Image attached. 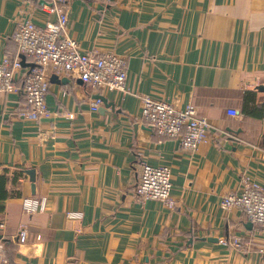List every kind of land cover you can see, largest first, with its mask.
I'll list each match as a JSON object with an SVG mask.
<instances>
[{"label":"crops","instance_id":"1","mask_svg":"<svg viewBox=\"0 0 264 264\" xmlns=\"http://www.w3.org/2000/svg\"><path fill=\"white\" fill-rule=\"evenodd\" d=\"M50 0H0V61L19 58L16 25L53 21ZM65 34L83 51L126 61L125 91H97L70 74L48 71L49 116L18 115L22 93H0L2 264H264V226L223 196L242 178L264 185V120L242 114L247 93L264 102V0H69ZM22 57L24 60L22 61ZM24 64V65H23ZM54 74L64 81L51 82ZM20 85V81L18 82ZM102 96L96 110L92 101ZM149 96L209 123L193 152L140 118ZM237 110L235 117L230 110ZM171 172L175 207L135 194L141 165ZM26 170H34L30 181ZM45 199L26 214L21 197ZM78 213L79 216H71ZM27 228L31 256L16 234ZM39 236V239L37 238ZM241 238L238 249L219 241Z\"/></svg>","mask_w":264,"mask_h":264},{"label":"built area","instance_id":"2","mask_svg":"<svg viewBox=\"0 0 264 264\" xmlns=\"http://www.w3.org/2000/svg\"><path fill=\"white\" fill-rule=\"evenodd\" d=\"M69 0H50L45 11L54 15L53 21L38 26L31 21H21L12 34L17 51L32 61V67L22 72L19 58L7 57L0 61V93L21 92L24 102L18 111L22 119L39 120L49 116L45 102L48 90V71L57 75L70 74L97 91L123 92L127 77L126 61L113 52L98 53L83 51L77 40L65 34L68 20L67 3ZM20 81V85L18 82ZM140 118L161 136L178 138L181 147L189 152L208 137L209 123L197 115L192 104L179 109L173 103L156 100L149 96L141 99ZM101 104L97 98L91 107L96 110ZM231 117L237 110L227 113ZM242 189L238 194L230 193L222 197L220 207L223 211L238 208L248 221L264 226V185L243 177ZM171 172L168 166L141 165L136 196L141 200L161 201L168 208L175 207L171 196ZM45 199L33 195L21 197V209L26 214L43 211ZM79 216L78 213L71 216ZM2 227V224H0ZM39 239V236L37 237ZM16 239L23 255L33 254L34 244L27 240V228L20 225ZM220 242L241 248V238L233 236ZM4 262V251L0 249V264Z\"/></svg>","mask_w":264,"mask_h":264},{"label":"trees","instance_id":"3","mask_svg":"<svg viewBox=\"0 0 264 264\" xmlns=\"http://www.w3.org/2000/svg\"><path fill=\"white\" fill-rule=\"evenodd\" d=\"M241 112L245 116L264 120V102L257 104L253 98V95L251 93H247L243 101ZM262 142L264 147V134ZM5 184L6 178L3 175H0V201L4 200L8 196Z\"/></svg>","mask_w":264,"mask_h":264},{"label":"water","instance_id":"4","mask_svg":"<svg viewBox=\"0 0 264 264\" xmlns=\"http://www.w3.org/2000/svg\"><path fill=\"white\" fill-rule=\"evenodd\" d=\"M23 60H24V57H22V61ZM50 81L51 82H59V81H64V79H61L60 80L57 75L52 74L50 76ZM256 89L257 90H261V89L264 90V86H258ZM97 98H99L100 100H102V102H103V104H104L105 107L108 106L109 103H107V100L105 98H103L102 96H97ZM25 173H27L29 175L30 181H33L34 180V170H26Z\"/></svg>","mask_w":264,"mask_h":264}]
</instances>
